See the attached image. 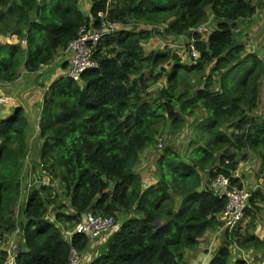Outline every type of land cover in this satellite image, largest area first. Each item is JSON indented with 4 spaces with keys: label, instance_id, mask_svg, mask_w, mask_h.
Masks as SVG:
<instances>
[{
    "label": "trees",
    "instance_id": "trees-1",
    "mask_svg": "<svg viewBox=\"0 0 264 264\" xmlns=\"http://www.w3.org/2000/svg\"><path fill=\"white\" fill-rule=\"evenodd\" d=\"M90 1L86 12L82 0H0V35L18 38L0 43L2 82L54 62L82 26L101 27L99 12L120 24L97 46L100 64L87 70L82 82L61 74L45 92L39 160L52 182L23 185L29 120L22 107L0 116V230L23 233L26 249L17 254L16 264H67L72 247L84 252L98 241L104 243L101 253L87 264H186V250L196 249L209 230L222 226L219 213L226 205L203 183L202 174L231 176L239 163L233 149H264V118L250 114L263 99L264 51L250 45L247 31L238 32L240 21L263 8L264 0ZM211 15L216 28L207 40L198 37L196 63H182L170 49L146 51L145 42L158 33L184 35ZM142 21L165 22L166 28L161 33ZM132 22L134 27H123ZM164 62H172L169 69ZM149 69L152 80L145 76ZM165 74V84L150 91ZM201 107L207 115L198 120L195 147L186 157L166 148L152 167L157 177L147 185L148 171L138 167L145 150L159 144V127L169 124L176 131ZM255 195L245 215H253ZM22 202L19 225L14 215ZM90 210L127 217L116 233L92 241L76 233L69 242L58 223L72 228ZM249 230L226 231L209 264H248L245 259L232 263V245L236 239L241 246L264 247ZM8 259L1 248L0 264Z\"/></svg>",
    "mask_w": 264,
    "mask_h": 264
},
{
    "label": "crops",
    "instance_id": "crops-1",
    "mask_svg": "<svg viewBox=\"0 0 264 264\" xmlns=\"http://www.w3.org/2000/svg\"><path fill=\"white\" fill-rule=\"evenodd\" d=\"M263 19L264 7L259 9L253 16L241 21L240 24H242V29L245 28L244 32L247 31L246 33L250 34V37L252 38L256 36L258 30L262 27ZM261 48L264 49V47ZM65 62V57L63 56V54H60L54 62L43 65L41 69L35 73L23 71L20 77L15 81H0V97L10 96L13 99V103L11 104L0 102V116L8 117L13 113L15 107H22L30 123V134L28 137L30 152L24 159L25 167L23 171V185L25 183H34L35 185H37V187H39V185L41 184H47V181L51 179L50 173L45 169V167L39 160V147L41 146V142L43 141L39 137V121L45 90L48 89L52 81H54L61 74L65 73L67 67L64 66ZM46 80H49L50 83L47 86H44L43 93L39 92L38 94L37 89L36 91H34L35 87L37 86L36 82L41 83ZM33 91L35 94H33ZM39 101H41L40 106H38ZM232 151L236 152V158L239 160L236 173L239 175V177H241L240 180L242 185L249 193L256 194L254 196V202L252 203V205L250 204V207L252 208V210H254L253 215H246L243 223L240 225V231L242 233H246L247 230L250 229V233H255L261 240L264 241V149L252 150V148L246 147L244 153L242 152L246 155L245 157L242 156L241 152L235 149H233ZM202 177L203 183L207 184L209 181L208 172H204L202 174ZM51 218L53 219V217ZM58 225L62 228H65L63 227L65 225L63 223H58ZM19 229L20 228H17V231L15 233H10L8 235L9 239H11L10 237H12L13 241H16L17 236H19V239L21 241L18 242V251H13L14 247L12 246L3 247L8 251L9 254L7 264H16L17 254L26 249L25 240L22 237L23 233H21ZM66 229L67 228H65L64 230L66 231ZM225 232L226 231L222 227H220L219 229L209 230L200 240L198 246L201 249V245H204L202 250L205 253H210V260L216 253L217 249L225 243ZM104 238L106 240L107 237L104 236ZM235 240L236 239H234L232 245V263H234L237 259H245L248 264H264V247L259 248L255 245L241 246ZM96 243L97 244L94 243L89 246L87 250L83 252V261L85 264L92 261L101 253V247L104 243L102 244L101 241H98ZM211 245H215L216 249L211 250L209 248ZM199 251L200 250L198 249V247L193 250H186L184 256V261L186 262V264H191V255L193 254L196 257ZM13 253H15L16 255L14 256ZM245 254L248 255L245 257Z\"/></svg>",
    "mask_w": 264,
    "mask_h": 264
},
{
    "label": "built area",
    "instance_id": "built-area-1",
    "mask_svg": "<svg viewBox=\"0 0 264 264\" xmlns=\"http://www.w3.org/2000/svg\"><path fill=\"white\" fill-rule=\"evenodd\" d=\"M98 15L101 18V27L82 26L77 37L71 40L63 50V56L69 63L66 74L79 83L82 82V76L87 70L99 66L100 63L95 58V51L103 37L106 34L114 33L120 27L118 22L109 18L107 12H99ZM209 30V24L205 23L194 29V32L205 35ZM10 42H14V40ZM22 42L26 44L27 41L23 39ZM190 43V57L192 62H196L200 57V53L195 47L196 38L192 37ZM229 162V159L225 160V163ZM209 187L215 194L226 199V206L220 213V221L224 230L232 232L241 224L245 216L250 193L239 184L233 183L232 178L223 172H218L210 179ZM120 225L115 216L90 210L84 213L81 221L74 224L72 228L66 229L65 234L69 242L72 241V237L76 233L85 234L92 241L102 235L116 233L120 230ZM2 244L3 238L0 236V245ZM67 264H84L82 252L76 247L71 248Z\"/></svg>",
    "mask_w": 264,
    "mask_h": 264
},
{
    "label": "rangeland",
    "instance_id": "rangeland-1",
    "mask_svg": "<svg viewBox=\"0 0 264 264\" xmlns=\"http://www.w3.org/2000/svg\"><path fill=\"white\" fill-rule=\"evenodd\" d=\"M112 1H114V0H112ZM90 2H91L90 0H82V7L86 12L88 11V9L91 6ZM262 22H263V25L258 30L255 37L251 38L250 34H249L250 45L254 44V45H257L258 47H264V19L262 20ZM132 23L129 25H123V27H125V26L134 27L135 23H133V24ZM258 23H259V20H258ZM139 24L145 25L146 27H149L150 29L156 28L161 33H163V30H162L163 27H166L165 22H162L158 25L157 24L156 25L155 24H150V25L147 24L146 25L145 22L142 21ZM12 35L14 36L15 34H9L7 36L0 35V43H5L7 41L10 42L12 40L17 42L16 37H13ZM186 39H187V36L182 37L180 40L179 39L176 40V39H173V37L170 35L165 37L162 34L158 33L155 37H153L150 40H148L147 42H145V47H146V51L148 53L151 52L152 50L166 51V50L170 49V50H172V52L176 53L179 56L180 61L182 63H188L189 64L190 63L189 55H188L187 51L184 50V48L182 47V45ZM263 51H264V49H263ZM172 62H174V61L172 60ZM172 62H164L162 67L169 69ZM154 73H157V71H155ZM150 75H151V71L149 69L145 72V76L150 77L152 80V77ZM166 75L167 74H165V77L162 78L157 84L153 85L150 88V91H153V92L158 91L159 88L165 84ZM38 76H39V74H38ZM38 79H39V77H38ZM49 83H50L49 80L43 81L41 83L36 82L37 86L35 87L34 91H36V89H37L38 94H39V92L43 93L44 92V86L45 85L47 86ZM153 83H155V82H153ZM38 87H39V89H38ZM46 90H45V92H46ZM34 91H33V94H35ZM261 96H262L261 98L264 99L263 92L261 93ZM9 97L8 96L7 97L6 96L0 97V102L6 103V104L13 103V99L11 97L10 98ZM263 99H261V102L258 104V106L255 109L251 110V112H250V114L256 116L257 119H263L264 118V101H263ZM40 105H41V101H39L38 106H40ZM33 110H34V108H33ZM195 115L196 116H193L190 118L187 117L188 119L186 121V124L182 128L177 129L176 131H174V130L172 131L171 128L168 126L169 124H163L159 127V135L157 136L159 139V144L150 145V147L145 150V152L142 154V161L138 167V171H140V172L141 171L142 172L148 171L147 172L148 173L147 179L145 182L147 185L152 184L153 179L155 177H157V174L155 173L154 169L152 170V167H153L157 157H159V155L161 153H163L166 148L172 147L174 149H177L181 154H183L182 157H186V155H189L190 150L193 147H195V145H196L195 141L198 139V136L200 133L199 132L200 130L198 128V120L204 119L206 117L207 113H206L205 109L201 107V108H198L196 110ZM223 130L226 131V126L223 127ZM203 137L206 138L205 136H203ZM206 140H212L211 136L208 137ZM149 173H151L153 175V177L150 176ZM47 182L49 183L52 181L49 180ZM23 198H24V196H23ZM62 198H65V200L67 201V198L64 195L62 196ZM20 205L21 206H18L15 208V215H14V217H15V219L19 225L22 223V221H24V217L22 215V210H21L23 202ZM249 210H251V209H249ZM126 217H127L126 215H117L115 218H116V221L120 222L122 218H126ZM63 227H65L67 229L69 228L68 224H65ZM16 231H14L12 233H15ZM9 234L10 233H8V232L0 230V236H2V238H3V244L1 245V248L6 247V246H12V247H14L13 251L17 252L19 249L18 242L21 240L19 239V236H17L16 241L15 240L13 241L12 237H10L11 239H9V236H8ZM22 237H23V235H22ZM203 246L204 245H201L202 248H203ZM197 247L200 251L197 253L198 255L196 257L193 254L191 255V257H192L191 258V261H192L191 264H209V260L211 258V255H209L210 253L209 252L205 253L202 250V248L200 249L199 246H197ZM209 248L211 250H214V249H216V246L211 245ZM13 255L15 256L16 254L13 253ZM247 255L248 254H245V257Z\"/></svg>",
    "mask_w": 264,
    "mask_h": 264
},
{
    "label": "clouds",
    "instance_id": "clouds-1",
    "mask_svg": "<svg viewBox=\"0 0 264 264\" xmlns=\"http://www.w3.org/2000/svg\"><path fill=\"white\" fill-rule=\"evenodd\" d=\"M212 16V17H211ZM209 18H208V20L206 21V22H204V23H202V24H200V25H203V24H205V23H208L209 24V26H210V30H209V32L208 33H206L205 35H201V34H199V33H196V32H194V29H196L197 27H199V26H197V27H194V28H192L189 32H187L186 34H184V35H180V36H178V37H174V36H172L173 37V39H176V40H180L182 37H184V36H187V39L185 40V42L183 43V45H182V47L184 48V50H186L187 51V53H188V55H189V60H190V63L189 64H194V63H196V62H192V59H191V57H190V52H189V47H190V41H191V38L192 37H195L196 38V43H195V47L198 49V47H197V40H198V37H202V39H204V40H207L208 39V36L210 35V33L216 28V21H215V19H214V15H211ZM240 23H241V21H240ZM166 27H163V29H165ZM240 28H242V24H240L239 25V29H238V32H240ZM162 29V30H163ZM13 36V35H12ZM15 37H16V39H17V42H18V38H17V36L15 35ZM9 38V37H8ZM7 38V39H8ZM7 42H9V41H7ZM9 43H16L15 41L14 42H9ZM258 48V47H257ZM259 49V48H258ZM198 51H199V49H198ZM259 52H261V49H259ZM199 53H200V51H199ZM61 54H63V53H61ZM200 57H201V53H200ZM200 57L198 58V60L200 59ZM69 64V63H68ZM67 68H68V66L66 67V70H67ZM66 70H65V73H66ZM64 73V74H65ZM48 90V89H47ZM230 163V162H229ZM229 163H226V164H229ZM237 170V169H236ZM236 170L231 174V178H237L238 180H239V182L237 183V184H239L241 187H243L244 188V186L242 185V183H241V177H239V175L236 173ZM219 172H223V171H219ZM218 172H216L213 176H215L216 174H217ZM224 173V172H223ZM213 176H210V178H209V181H208V185H209V182H210V179L213 177ZM228 176V175H227ZM232 182H233V180H232ZM233 183H235V182H233ZM211 189V188H210ZM245 189V188H244ZM248 192V191H247ZM249 193V192H248ZM252 196V193H250V197ZM250 197H249V199H250ZM227 202V201H226ZM226 206V205H225ZM248 207H249V201H248ZM247 207V208H248ZM222 212V211H221ZM220 212V213H221ZM220 213H219V217H220ZM245 217H246V215L244 216V218H243V220H242V222H241V224L243 223V221H244V219H245ZM120 224H121V222H120ZM240 224V225H241ZM240 225L237 227V228H239L240 227ZM222 227V226H221ZM226 231V230H225ZM82 256H83V252H82ZM84 260V259H83ZM84 262V261H83ZM85 264V263H84Z\"/></svg>",
    "mask_w": 264,
    "mask_h": 264
},
{
    "label": "water",
    "instance_id": "water-1",
    "mask_svg": "<svg viewBox=\"0 0 264 264\" xmlns=\"http://www.w3.org/2000/svg\"><path fill=\"white\" fill-rule=\"evenodd\" d=\"M256 52H259L258 48H256ZM198 190L201 192L203 190V187H200Z\"/></svg>",
    "mask_w": 264,
    "mask_h": 264
}]
</instances>
